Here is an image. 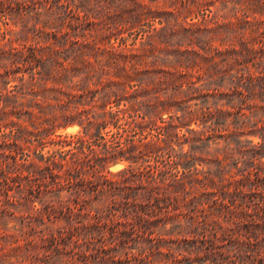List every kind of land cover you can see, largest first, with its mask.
<instances>
[{
    "label": "rangeland",
    "instance_id": "374dc122",
    "mask_svg": "<svg viewBox=\"0 0 264 264\" xmlns=\"http://www.w3.org/2000/svg\"><path fill=\"white\" fill-rule=\"evenodd\" d=\"M242 35L256 39L260 54L255 62L261 59L242 71H264V0H0V264H264V182L258 190L248 185L245 197L217 191L230 208L241 205L251 212L219 221L202 211V201L207 211L218 205L214 196L203 198L201 184L197 189L188 180L186 189L166 195L170 200L161 202L163 211L139 209L152 222L143 221L133 207L147 201V179L162 185L159 178H148L147 158L133 163L132 181L112 193L88 192L89 187L80 191L76 184L81 174H117L131 164L106 162L99 129L85 135V128L73 121L80 111L93 120L100 111V95L82 99L84 89L128 81L113 62V47L134 50V59L144 64L148 78H135L142 89L130 98L140 95L148 119L183 113L177 107L146 110L149 100L180 91L181 82L187 87L189 73L199 79L197 85L215 81L205 91L210 95L196 94L188 104L210 106L216 113L206 124L196 117L188 126L205 130L203 140L195 142L200 170L210 168L206 161L217 148L222 152L237 142L247 149L257 142L264 145V94L260 100L245 91L241 108L228 114L227 97L217 92L225 90L222 74L211 69L212 57L225 62L226 49L231 43L240 48ZM96 36L91 59L98 70L86 80V69L74 56L81 42L93 43ZM56 71L58 88L43 90L44 83L53 85ZM259 103L261 112L255 117ZM235 115L247 120L246 128H238ZM232 139L235 143L229 145ZM182 141L188 150L191 142ZM229 162L237 165L240 176L259 164L246 151ZM127 200L131 207L125 215Z\"/></svg>",
    "mask_w": 264,
    "mask_h": 264
},
{
    "label": "trees",
    "instance_id": "16d2710c",
    "mask_svg": "<svg viewBox=\"0 0 264 264\" xmlns=\"http://www.w3.org/2000/svg\"><path fill=\"white\" fill-rule=\"evenodd\" d=\"M251 8L256 12L259 10L256 5H252ZM258 21H260V18H258ZM257 38H259V36ZM255 40L253 36L248 37L242 35L240 48H237L234 43H231L233 45L226 49L225 62L220 63L216 61L214 57L211 59L212 71L213 69L219 70L222 74L221 85L225 87V90L219 91L218 89L217 92L219 93V97H227L229 108L227 107L226 111L228 114H233L234 109L241 108L240 103L243 102L244 98L247 96L245 91L256 95L259 99L264 94V71H258L257 69L253 71L249 69L248 72L242 71V66L245 69L246 66L250 67V64L254 65L255 63H261V59L255 62L260 54V47H256ZM98 41V37L96 36L93 38V43L87 41L81 42L78 52L74 56L76 57V61L82 64L86 69L84 75L86 80L93 79L94 76L96 77L95 73L98 69L92 61L91 56L94 55V50L97 47ZM109 52L114 64L116 63L119 66V69L123 71V75L128 81H116L111 80V78L109 79L111 80L110 85L115 87H101V89L98 90H93L92 88L84 89L80 95L82 99L88 100L90 95H92L93 98H95L96 95H100V111H98V113L96 112L94 120L91 119L88 114L84 117L83 112L80 111L73 121H79V124L85 128V135L90 134L91 128L99 129V135L104 141L102 144L105 152L103 158H105L106 162L127 160L130 161L131 164L129 167L117 172V174L100 173L93 174L92 176L82 174L79 175L80 177L77 176L79 179L76 184L77 187H80V191L87 190L86 188L89 187L88 192L92 190L102 194L106 192L112 193L115 189L120 188L122 184H127L132 181L131 176L135 175V173H133L132 164L139 161L142 162L143 159L147 158L148 161H151V164H149L150 168L147 169V173H149L148 178H159L162 185L156 183L155 179H152L153 181L147 179L148 184L143 185L148 193L147 201L145 203H138L135 206L132 205L139 217L142 216L139 214L141 212L139 209L144 210L145 207L151 208V212L154 213L159 210L163 211L161 209L163 207L161 202L170 200L166 195L170 196L173 192L186 189L188 180L197 183V189L198 184H201V188L199 189L200 195L204 198V195L211 194L214 196L212 200L218 204L213 208V211H211V209L207 211L205 207L207 202L202 201L204 217L206 216L209 219L216 216L220 221L222 216H231V218L235 220L234 218L238 219L249 215L251 213L249 208L247 209L241 205L230 208L226 200H220L218 198L217 191L230 194H235L234 191H237V193L245 197L247 193L244 192V190L246 191L248 189V185H252L250 188L251 190H258L262 186L261 183L264 182V160L261 158L264 157V145L261 142H257L253 147L247 149L246 147L248 146L246 144H244V146L240 144L242 145L240 146L239 142H237V145L232 139L228 144L230 145L234 142L235 146H229L228 150L224 149L222 152H219L217 148L212 152L211 158L206 161L210 167L207 171H202L196 166L195 151L197 147L195 142L197 140H203L205 130H196L194 128H188V126L196 117L206 124L209 121L207 117L209 115L214 116L213 114L216 113L212 112L210 106L203 109L200 104H197L196 108L188 104L196 98V94L202 95L204 93V95H210L209 91H205L206 89L209 90L210 84H213L215 81L212 80L210 83L204 82L197 85L199 79L193 77V73H189L187 76V87L184 88V84L181 82L180 87L182 88L180 91H175L172 95L164 99L157 97V101L149 100L147 104L149 108L146 110L149 113V109L151 110L150 112H157V110L160 109L168 110L177 107L182 110L183 113H170L168 117H163L164 113H160L158 119H148V114L140 108L142 105V102L138 101L140 95L135 96L133 99L130 98V95L139 93L142 89L135 83V78L142 79L143 81L148 78L144 64L140 60L134 59L136 54L132 49L128 48L126 52H121L113 47ZM194 53L198 54L197 51H194ZM239 56L243 59L239 58ZM124 58L125 60H123ZM247 61L252 63H247ZM54 69L57 70L56 67ZM56 72L57 74H55L52 79L53 85L48 87V83H44L41 85L43 90L53 91L55 87L56 89L58 88L55 86L56 83L59 82L58 71ZM177 72L182 75L184 74L182 70H177ZM169 73L174 75L176 71H169ZM201 76L202 75L199 77ZM161 82L165 83L167 79L161 80ZM88 87H91L90 84H88ZM32 89L35 93H38L35 87H32ZM92 92L95 94H88ZM218 96L216 93L214 94V97ZM254 106L255 111L252 112V115L256 117L261 112V104H255ZM220 111L221 109L219 112ZM235 118L238 128H246V119L242 120L236 115ZM211 121L212 124L215 125H219L220 123L219 121ZM249 123L250 121H248V124ZM185 126L187 132H183ZM230 131L231 133H229V136L234 134V131L231 129ZM187 133H189V135L193 133V136H188ZM106 135H111L112 139H107ZM136 135H138V138L135 137ZM77 139L81 140L83 138L82 136H78ZM182 139H185L186 142H191L190 148L186 151H184V141H182ZM250 141L252 142V140H249V143ZM177 146L179 148H177ZM71 151L72 149L68 150L69 153ZM245 151L247 154L251 152L253 162L257 160L259 164L256 167L257 170L247 171V174L240 176L234 169L237 168V165L230 163L229 159L231 156L233 157L235 153L243 154ZM255 163L256 162L253 164ZM141 165H143V163H141ZM140 172L142 175L146 173L142 170ZM155 173H157V175H155ZM121 175L122 178H117ZM252 176L254 177L252 178ZM177 195L178 194H176V196ZM199 197L198 195L197 198ZM128 202L127 200L126 203H123L125 215H127L126 212L131 207V204ZM169 210L170 209L166 211L168 212ZM141 219L143 218L141 217ZM146 220L148 219H143V221ZM148 221L152 222L150 220Z\"/></svg>",
    "mask_w": 264,
    "mask_h": 264
}]
</instances>
